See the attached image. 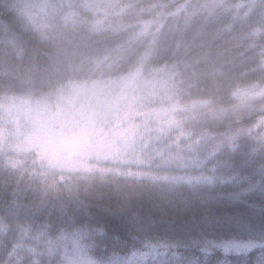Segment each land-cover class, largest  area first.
Listing matches in <instances>:
<instances>
[{"label":"trees","instance_id":"trees-1","mask_svg":"<svg viewBox=\"0 0 264 264\" xmlns=\"http://www.w3.org/2000/svg\"><path fill=\"white\" fill-rule=\"evenodd\" d=\"M11 3L20 5L16 22L0 15V264H64L75 249L97 264H143L139 244L65 217L78 202L124 209L156 239L184 218H146L145 201L191 207L186 194L208 160L264 152V0H0V12ZM52 57L63 69L55 74L46 71ZM135 71L171 95L172 118L141 124L125 154L86 170L33 163L7 106L54 105L75 83ZM17 193L22 204L42 206L43 223L16 218Z\"/></svg>","mask_w":264,"mask_h":264},{"label":"snow or ice","instance_id":"snow-or-ice-1","mask_svg":"<svg viewBox=\"0 0 264 264\" xmlns=\"http://www.w3.org/2000/svg\"><path fill=\"white\" fill-rule=\"evenodd\" d=\"M203 172L200 183L186 194L202 211L162 237L146 239V222L124 209L93 211L79 202V211L73 209L64 223L100 230L125 246L139 244L143 264H264V152L238 149L218 155L207 161ZM13 199L21 222H44L42 206L22 204L18 193ZM46 222L51 225V218ZM252 253L256 256L250 261Z\"/></svg>","mask_w":264,"mask_h":264},{"label":"rangeland","instance_id":"rangeland-1","mask_svg":"<svg viewBox=\"0 0 264 264\" xmlns=\"http://www.w3.org/2000/svg\"><path fill=\"white\" fill-rule=\"evenodd\" d=\"M171 99L135 71L117 80L75 83L54 105L22 100L7 108L25 134L24 151H35L53 169L78 171L92 160L125 154L141 124L172 118L174 105L165 106ZM66 101L72 103L65 106ZM66 252L64 264H97L77 249Z\"/></svg>","mask_w":264,"mask_h":264},{"label":"clouds","instance_id":"clouds-1","mask_svg":"<svg viewBox=\"0 0 264 264\" xmlns=\"http://www.w3.org/2000/svg\"><path fill=\"white\" fill-rule=\"evenodd\" d=\"M19 8L20 5L16 3H11L5 5V11L0 12V15H4L7 19L11 20L13 23L16 22V18L19 16ZM53 22H55L58 17L54 16ZM61 63L58 61L56 57L51 58V63L49 64L46 71L55 74L60 71H62ZM23 86V85H21ZM72 103V101H66L65 106L67 104ZM258 135H264V129H261V131L258 133ZM33 163H41L43 164V160L41 157L35 154V151L33 153ZM140 214L146 218H149L153 221H158L165 217H175V218H189L191 219L192 216L201 210V206L198 203H193L191 207L183 208L178 206H172L169 204H162L159 207L154 206L151 201H145L140 206Z\"/></svg>","mask_w":264,"mask_h":264}]
</instances>
